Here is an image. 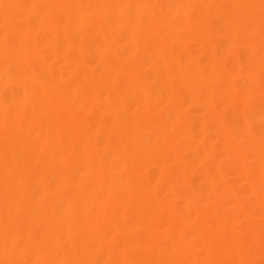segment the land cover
<instances>
[{
    "label": "bare ground",
    "instance_id": "1",
    "mask_svg": "<svg viewBox=\"0 0 264 264\" xmlns=\"http://www.w3.org/2000/svg\"><path fill=\"white\" fill-rule=\"evenodd\" d=\"M0 264H264V0H0Z\"/></svg>",
    "mask_w": 264,
    "mask_h": 264
}]
</instances>
